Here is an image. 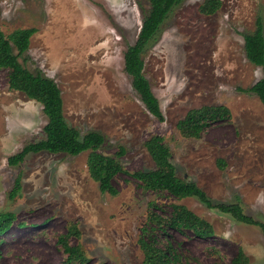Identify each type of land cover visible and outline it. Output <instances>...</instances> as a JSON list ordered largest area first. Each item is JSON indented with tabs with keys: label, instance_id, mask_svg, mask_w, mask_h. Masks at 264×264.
Here are the masks:
<instances>
[{
	"label": "rangeland",
	"instance_id": "1",
	"mask_svg": "<svg viewBox=\"0 0 264 264\" xmlns=\"http://www.w3.org/2000/svg\"><path fill=\"white\" fill-rule=\"evenodd\" d=\"M201 1L177 4L143 51L144 73L165 116L160 120L133 86L124 57L150 0H0V28L7 34L36 27L19 59L58 83L69 124L82 135L105 134V154L117 156L121 144L127 148L119 158L126 171L113 181L117 194L102 191L91 176L90 150L41 151L11 164V155L45 137L48 117L40 101L9 87L7 70L0 68V212L14 211L24 222L2 236L0 264H62L57 237L69 219L81 230L71 241L84 245L85 264H141L139 238L151 200L166 209L183 203L213 224L215 232L207 236L172 230L176 249L191 264H231L239 248L249 264H264L259 226L197 196L146 190L133 174L155 168L145 141L160 133L180 177L197 182L217 202L240 201L264 220V103L247 91L263 68L245 50V34L255 30L259 15L264 21V0H223L211 15L199 10ZM205 104H226L232 118L215 122L199 138L183 136L178 120ZM18 177L22 188L12 196Z\"/></svg>",
	"mask_w": 264,
	"mask_h": 264
},
{
	"label": "trees",
	"instance_id": "2",
	"mask_svg": "<svg viewBox=\"0 0 264 264\" xmlns=\"http://www.w3.org/2000/svg\"><path fill=\"white\" fill-rule=\"evenodd\" d=\"M182 1L150 0L151 8L143 20L138 37L134 44L128 46L124 54L125 69L132 77L133 86L140 93L148 110L160 120H164L165 116L159 98L144 73L143 51L159 31L171 10ZM222 4L223 0H202L199 10L203 14L211 15L218 11ZM36 30V27L30 26L14 29L7 34L0 28V68L7 70L9 87L23 91L30 98L40 101L48 117L44 127L45 137L25 144L20 151L9 157V162L13 165L20 164L30 153L41 151L76 155L90 150L88 166L91 176L99 182L102 191L117 194L119 190L113 181L116 175L126 171L119 158L127 148L125 145H119L117 156L103 153L101 148L106 142V135L97 130H89L82 135L79 128L70 125L65 117L64 100L58 83L40 72L34 73L20 61L19 56L30 47L31 37ZM13 46L16 47L17 53L14 52ZM245 50L248 58L263 68L262 77L247 91L255 92L264 103V21L261 15L257 17L255 30L245 34ZM231 118L232 111L226 104H205L189 109L186 115L178 120L177 129L185 137L199 138L215 122ZM145 146L156 166L150 170H137L133 173L144 189L157 192L166 191L178 198L197 196L208 207L228 213L240 222L257 225L264 233V220L248 213L240 201L217 202L197 182L180 177L172 162L170 148L162 134L158 133L149 137L145 141ZM225 164V161L221 159V167ZM21 188V177H18L11 195L15 196ZM148 206L147 221L142 227V234L139 238L144 252L141 264H191L176 249L172 241V230L188 228L197 235L207 236L215 232L213 224L183 203L171 202L170 208L166 209L164 205L151 200ZM17 220L14 211L0 212V241L14 223L24 224ZM80 235L81 230L78 223L69 219L65 232L57 237L65 254L62 264H85L87 262L88 255L84 245L71 241L72 237H80ZM249 261L245 250L239 248L231 264H249Z\"/></svg>",
	"mask_w": 264,
	"mask_h": 264
}]
</instances>
